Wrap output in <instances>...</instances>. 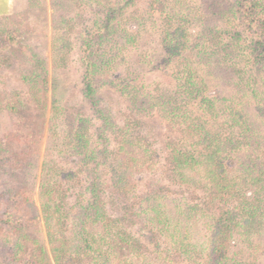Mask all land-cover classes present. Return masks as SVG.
Wrapping results in <instances>:
<instances>
[{
	"label": "rangeland",
	"instance_id": "1",
	"mask_svg": "<svg viewBox=\"0 0 264 264\" xmlns=\"http://www.w3.org/2000/svg\"><path fill=\"white\" fill-rule=\"evenodd\" d=\"M125 1L11 0L10 13L0 16V220L4 221L7 214H12L13 220L18 222V226L13 224L17 230L10 224L0 223V264H56L41 211L40 186L43 182L52 181L51 169L58 174V178L59 172L64 175L72 172L76 181H72L71 187L63 188L64 193L60 191V195L64 207L65 204L73 206L74 211V205L88 197V192L84 190L93 178L99 177L102 181L108 179L109 166L118 153V142L122 139L135 142V135L129 133L136 130L143 133L140 135L144 139L141 144L152 152L150 160L144 165L138 163L125 175L127 198L136 210L130 202L110 190H106L102 199L113 214H123V206H130L133 210L129 214L135 211L143 221L154 217L153 225L157 232H162V236L157 237L160 241L157 247L149 244L146 257L151 254L159 264H210L215 223L218 225L217 222L226 212L234 211L238 215V201L247 199L249 203L259 205L255 230L246 240L237 233H231L224 247H228L231 261L237 264H264V192L258 193L247 186L239 195L227 197H231V203L217 199L213 201L214 208L205 210L201 202L208 192L200 188L201 184H195L198 179H205V174H200L192 185L181 184L167 162L171 146L190 149L187 138L185 143H178L181 136L179 126L167 120L161 106L155 105L154 100L146 101V109L139 110L140 107L133 106L120 90L128 85L137 87L140 100L147 94L158 98L164 89L179 91L176 77L185 66H190L196 70V78L199 77L195 79L196 84L201 82L205 85L202 96L215 98L216 105L220 106L221 100L231 95L233 81L224 73L227 71H219L214 58L223 62L227 69L231 66L229 59L224 60L223 52L228 49L223 46L234 32L243 27L234 10V0H181L179 9L185 13V17L179 24L183 26L187 38L185 49L180 51L186 61L182 60L181 64L176 63L178 58L171 61L166 56L159 28L165 25L163 21H167L166 16L174 13L175 1L167 2L170 8H162L154 0H133L128 10L116 16L117 19L123 18L120 29H126L130 34L140 31V38L133 49L122 52L112 66L94 81L98 106H102L111 119L105 134L99 138L96 134L102 123L80 92L83 73L80 51L84 47V31L89 24L95 19L103 20L108 8H119ZM74 4L75 8H72ZM67 7H70L68 15L71 21L69 29L66 26L64 30L59 17L69 11ZM65 31L69 42L63 46L57 43V38ZM248 36L247 32L245 37ZM121 37V33L113 35L120 43ZM112 46L113 42L110 44ZM92 47L93 50L98 48ZM30 79L36 82L32 90L33 82ZM196 104L195 100L186 108L193 110ZM73 117L90 122V142L99 150L105 148L108 160L92 161L86 170L77 167L78 159L68 154L70 144L67 133L70 130L73 132L69 118ZM250 119L254 120L253 117ZM256 125L261 134V139H258L261 145L255 149L247 147L236 154L221 153L228 179H234L236 183L243 174L239 164L248 159L257 160L253 168L254 177L264 178V124ZM116 129L127 130L128 135L122 138L124 134H117ZM132 148L140 150L134 145ZM192 150L197 151L195 148ZM130 160L127 162H134ZM91 168H95L94 176L88 174ZM149 179L158 186H164L161 195L166 196L155 201L144 199ZM257 199L262 202L259 203ZM188 205L202 207L206 214L196 213V209L189 212ZM224 219L226 221L227 216ZM157 221H162L161 225ZM94 228L98 232L97 227ZM146 233L143 247L137 245L141 251L145 250L144 242L151 239L150 234ZM13 237L18 240H13ZM7 239L18 244H12L16 249L15 255L13 252L4 255L1 248ZM97 245L96 248L99 247ZM121 247H124L123 243L116 251L112 250L117 259L130 257ZM117 259H112L115 264H123ZM132 260L135 264H141L143 259L132 257Z\"/></svg>",
	"mask_w": 264,
	"mask_h": 264
},
{
	"label": "trees",
	"instance_id": "2",
	"mask_svg": "<svg viewBox=\"0 0 264 264\" xmlns=\"http://www.w3.org/2000/svg\"><path fill=\"white\" fill-rule=\"evenodd\" d=\"M154 1L159 3L162 8H170L167 2L175 1V4L173 3L174 13L168 14L165 18L167 21H163V24L166 22L165 25H160L159 28L161 29L160 35H162L166 56L171 61L178 58L176 63L181 64L182 60L186 61V59L181 56L180 51L185 49L187 44L183 26L179 24L184 21L185 17V13L179 9L181 0ZM75 5L72 8H75ZM132 5L133 0H126L119 8H108L103 20L95 19L84 31V47H81L83 49L80 51L83 69L80 92L83 99L91 104L98 120L102 123L97 131L98 134H96L99 138L105 134L111 119L107 115V111L102 106H98L99 100L96 97L93 84L96 77L105 73L112 66L115 58L125 50L133 49L135 43L139 41L140 31L130 34L126 29H120L123 18H116ZM234 7L237 18L243 27L240 31L234 32L229 42L223 46L228 50L231 48L230 51L225 50L223 52L224 60L229 59L230 63L232 62L231 66L227 69L223 62L214 58L219 66V71H227L228 73H224L226 76L229 75L230 80L233 81L230 86L231 95L222 99L220 106L216 105L215 98L202 96L205 85L201 82L196 84L195 79L197 80L199 77L196 78L197 72L190 66H185L176 77L178 80L176 88L179 91L164 89L160 91L161 96L158 98L147 94L144 99L140 100L139 88L128 85L124 89H120L130 99L133 106L140 107H138L139 110L146 109V101L154 100L155 105L161 106L163 115L166 116L167 120L175 126H179L181 136L178 143H185V138H187L190 149L183 150L179 146H171L167 162L172 173L178 176L177 182L179 181L181 184L192 185L200 174H205V179H198L195 183L201 184L200 188L203 187L208 192L205 200L201 202V206L205 210L212 208L213 201L217 199L231 203L232 200L229 201L231 197H227L233 194L239 195L247 186L254 188L258 193L264 192V178L261 179L259 176L255 175L254 177L253 175L256 159L252 161L248 159L239 164L243 174L240 175L236 183V180L228 179L221 156V153L226 152L230 154L239 153L247 147L257 148L262 142L258 140L261 139V134L256 123L264 124V0H234ZM67 8L69 11H66L65 14L62 13L59 17V22L64 25V30L66 26L69 29L71 21L68 15L71 12L70 7ZM173 21H175L174 24ZM175 23L177 24L175 25ZM247 32L249 36L245 37ZM65 33L67 32L60 33L57 38V43L63 46L69 42L66 38L67 35H64ZM118 33H121L122 43L113 38V35ZM111 42H113L112 47H110ZM92 46L98 48L93 50ZM30 82H33L31 84L32 90L36 86L35 79H30ZM110 84L112 86L113 83ZM195 100L197 103L195 109L188 110L186 105L195 103ZM250 117H253L254 120ZM69 119L73 132L70 130L67 133L70 144L68 154L78 159L77 167L80 166L82 170H86V166H89L92 161L108 160V151L105 148L99 150L90 142L92 137L89 132L90 122L79 117ZM220 123L221 125H219ZM223 125L225 126L224 129H222ZM112 131L114 133L118 131L117 134H124L122 138L127 134V130L125 132L122 129ZM129 134L135 135V142L132 143L123 139L118 142V153L115 161L111 162L109 166L108 179L102 181L99 177L93 178L84 190L88 192V197L78 201L74 205L76 207L74 211L73 206L65 204L64 207L60 195L63 188L71 187L72 181H76L72 172L65 175L59 172L58 178L56 177L58 174H55L54 170L51 169L52 181L43 182L40 186L41 211L51 253L56 264H115L112 259L116 260L117 256L112 250L116 251L121 243L124 246L121 247L122 251L125 250L134 258L143 259L140 261L141 264H156L158 262L152 259L151 254L146 257L149 244L152 247H157L160 244L157 237L162 236V232H157L155 225H153L155 224L154 217L151 220L143 221L137 212L132 211L129 214L133 210L130 206H123L125 213L120 215L114 213L115 217L107 202L102 199L106 190H110L120 195L123 200L130 202L136 210L135 205L127 198L128 190L125 178L135 165L138 163L144 165L150 160L152 152L148 147L141 144L144 139L140 136L143 134L140 130ZM132 145L140 148V150H133ZM194 148L197 151L192 150ZM128 159H132L130 161L134 162L129 163L127 162ZM250 162L253 164L251 165ZM88 174L94 176L96 174L95 168L89 169ZM79 181L81 184L80 179ZM230 182H232L231 185ZM147 186L144 199L155 201L156 198L166 196L161 195L162 191L165 190L161 184L158 186L157 183L154 184L149 179ZM213 193H215V197ZM257 201L262 202L259 199ZM237 204L239 205L238 215L234 211L226 212L217 222L218 225L216 223L214 225L215 238L211 249L213 255L210 256V264H237V262L231 261L230 255H228V247H224V242L231 238V233L239 234L242 239H249L255 230L259 205L249 203L247 199H242ZM118 207L117 205L116 208ZM186 207L189 212L196 209V213L206 214L203 212L204 210L202 211V207L192 205ZM225 216H227L226 221H224ZM1 222H4L5 225L10 224L14 230H17L13 224L18 226V222L13 220L12 214H7L5 220H0ZM157 222L161 225L162 221ZM148 226L151 227L146 230ZM94 227H97L98 232L94 231ZM145 230L150 234L151 239L149 238L144 242L145 250L141 251L137 249V245L143 247V239H147ZM13 240L18 239L13 237ZM5 242L1 248L4 255L8 256L11 252L16 254L13 245L18 246V244H13L8 239ZM96 245L99 247L96 248ZM144 251L145 253H143ZM131 256L119 258L117 261L123 264H135ZM9 264L12 263L9 262ZM13 264L17 263L14 262ZM32 264L38 263L32 262Z\"/></svg>",
	"mask_w": 264,
	"mask_h": 264
},
{
	"label": "crops",
	"instance_id": "3",
	"mask_svg": "<svg viewBox=\"0 0 264 264\" xmlns=\"http://www.w3.org/2000/svg\"><path fill=\"white\" fill-rule=\"evenodd\" d=\"M11 11V0H0V16L8 15Z\"/></svg>",
	"mask_w": 264,
	"mask_h": 264
}]
</instances>
